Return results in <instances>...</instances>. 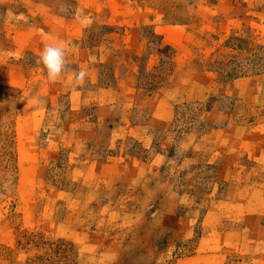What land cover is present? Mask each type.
<instances>
[{"label":"rangeland","instance_id":"obj_1","mask_svg":"<svg viewBox=\"0 0 264 264\" xmlns=\"http://www.w3.org/2000/svg\"><path fill=\"white\" fill-rule=\"evenodd\" d=\"M0 264H264V0H0Z\"/></svg>","mask_w":264,"mask_h":264},{"label":"crops","instance_id":"obj_2","mask_svg":"<svg viewBox=\"0 0 264 264\" xmlns=\"http://www.w3.org/2000/svg\"><path fill=\"white\" fill-rule=\"evenodd\" d=\"M162 49V46L160 44V50ZM152 56V55H149ZM158 56V55H156ZM131 76L128 77L127 76H119L117 73H115V80H114V84L113 86H109V87H104V88H96V90H94V85L92 84V92L93 95L95 96L96 100H100L103 101V109L107 108L110 109L111 105L113 104V102L118 100V94L119 91L121 90V88H128L130 91H137L139 89H137V87H130L128 86L129 84H132L130 82L135 81L137 76H138V71L137 68H135V70L133 72H130ZM204 77V76H208V73L206 72H200L199 74L195 75V78L198 77ZM95 85L98 82V74H97V78L95 80ZM162 90V89H161ZM110 91H114V92H110ZM190 90L186 91L185 97L183 102L181 103H185V102H189L191 100L193 101H198L200 100L199 98H197L198 96L195 95L193 96L192 94H190ZM117 95V99L112 100L111 99V95ZM161 101L166 102V100L163 98L161 99ZM176 104V103H174ZM179 104V102L177 103V105ZM97 105V104H96ZM169 123H161L159 122L157 124V122H153V119H148V121H144V122H132V123H124L123 120L117 118L115 119V121L111 122L110 125V133H111V137L113 139V141H117V140H121L125 137H130L133 139H136L141 145L145 144L148 140V134H149V129L152 126H157L159 127L161 130L167 129Z\"/></svg>","mask_w":264,"mask_h":264},{"label":"clouds","instance_id":"obj_3","mask_svg":"<svg viewBox=\"0 0 264 264\" xmlns=\"http://www.w3.org/2000/svg\"><path fill=\"white\" fill-rule=\"evenodd\" d=\"M61 11L66 12V6H61ZM68 53L62 43H49L43 48L39 62L46 69L47 79L51 83L58 82L65 74L75 73L74 83L78 86L85 84L87 69L83 68L78 71L68 65Z\"/></svg>","mask_w":264,"mask_h":264},{"label":"trees","instance_id":"obj_4","mask_svg":"<svg viewBox=\"0 0 264 264\" xmlns=\"http://www.w3.org/2000/svg\"><path fill=\"white\" fill-rule=\"evenodd\" d=\"M160 42L158 43V45H157V53H156V55H158V57H160L161 58V50H160ZM151 53H149V55H150ZM162 59V58H161ZM171 62V66H172V70L170 71V72H173V69H174V62H173V60H172V58H171V60H170ZM117 64V63H116ZM109 66V65H108ZM100 68H105V66H103V64L101 65L100 64V66H99V69ZM147 64H146V66L144 67V71H147ZM116 67H112V69L110 70V75L109 76H104L101 72H100V70H99V72H98V82H97V84L96 85H94V90H96V88H104V87H109V86H111L112 85V83L114 82V80H115V73H116ZM139 73H138V76H137V78H136V80H137V82L138 81H142V79H141V77H142V71L141 70H139L138 71ZM209 72H211V71H209ZM147 74L148 75H150V81H155L156 79H159V77H160V74H159V72L156 70V69H153V70H151L150 72H147ZM165 82V81H164ZM139 84V83H138ZM161 84V85H160ZM162 84H163V81L162 82H160L159 83V88L157 89V91H159L160 90V88H162ZM137 88H140V87H137Z\"/></svg>","mask_w":264,"mask_h":264}]
</instances>
